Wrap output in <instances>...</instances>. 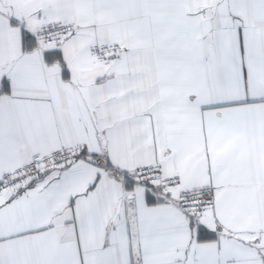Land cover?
Returning <instances> with one entry per match:
<instances>
[{
    "label": "snow or ice",
    "instance_id": "snow-or-ice-1",
    "mask_svg": "<svg viewBox=\"0 0 264 264\" xmlns=\"http://www.w3.org/2000/svg\"><path fill=\"white\" fill-rule=\"evenodd\" d=\"M0 264H264V0H0Z\"/></svg>",
    "mask_w": 264,
    "mask_h": 264
}]
</instances>
